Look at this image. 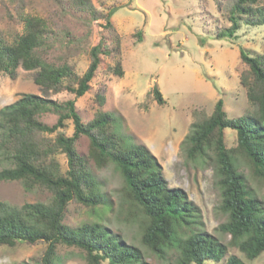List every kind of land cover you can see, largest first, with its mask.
I'll list each match as a JSON object with an SVG mask.
<instances>
[{
    "label": "trees",
    "instance_id": "1",
    "mask_svg": "<svg viewBox=\"0 0 264 264\" xmlns=\"http://www.w3.org/2000/svg\"><path fill=\"white\" fill-rule=\"evenodd\" d=\"M10 1L23 3V0ZM55 1L62 11L68 7L85 15L87 26L96 23L103 31L114 32L111 23L114 10L104 13L93 0H68L67 7L64 0ZM213 1L231 21L230 28L222 30L218 38L236 37L242 20L247 25L264 26V7L258 6L263 0ZM18 15L23 25L21 34L10 40L0 31V72L14 78L22 67L26 71H37L34 83L52 94L69 92L81 98L88 93L101 57L111 55L105 38L99 37L96 41L89 52V66L78 75L71 65V51L78 50L81 39L70 37L66 30L60 37L50 19L28 14L24 8ZM138 37L141 41L140 33ZM116 43L115 51H120V40L116 39ZM57 44L66 45L70 52L61 55L55 63L49 60L48 54ZM241 60L247 67L240 77L241 84L256 112L232 119L224 111L223 100H219L208 119L194 124L185 145L187 157L192 160L203 157L209 149L214 151L221 190L219 209L228 217L219 230L229 235L231 247L237 248L248 260H255L264 253V208L248 191L233 161L236 154L242 157L252 175L264 184V56H251L241 50ZM109 71L123 76L122 64L118 63ZM153 95L158 104L165 103L157 87L153 88ZM99 101L103 105L104 98L99 97ZM48 113L58 117L53 126L41 120V116ZM67 120L73 122L72 136L63 131ZM113 121L111 113L100 110L86 123L77 111L76 100L58 102L34 94H22L15 103L0 110L2 142L13 162V167L0 172V182L22 181L27 189L38 188L52 196L49 204H26L17 209L0 202V246L44 242L47 246L42 264H59L56 261L59 245L85 251L87 264H149L141 248L112 234L102 221L83 222L76 228L65 224L67 209L73 202L94 213L97 208L113 210V204L96 190L88 172V160L78 152L77 143L85 136L90 144L89 159L100 168L112 163L119 169L126 197L145 217L141 242L151 252L162 256L169 248L178 250L177 260L170 264H205L209 259L217 262L226 259L225 264H246L237 255L227 257L228 245L217 237L196 229L200 216L198 206L183 189L170 187L162 165L145 146L124 148L116 130H112ZM225 129L236 131L235 148L226 147ZM46 134H55V137H46ZM59 153L67 159L65 172L56 158ZM182 226L190 230L184 239L177 236Z\"/></svg>",
    "mask_w": 264,
    "mask_h": 264
},
{
    "label": "rangeland",
    "instance_id": "2",
    "mask_svg": "<svg viewBox=\"0 0 264 264\" xmlns=\"http://www.w3.org/2000/svg\"><path fill=\"white\" fill-rule=\"evenodd\" d=\"M66 1L65 7L68 6ZM93 1L104 13L115 11L111 18L114 32L103 31L96 23L87 26L85 15L68 10V7L62 11L55 0H23V3L0 0V31L10 40L23 32L18 15L23 8L28 14L50 19L60 37L66 30L70 37L80 38L78 50L71 51V65L78 75L89 66V52L99 37L105 38L111 52L110 56L101 57L91 89L81 98L69 92L52 94L37 86L34 83L37 71L20 67L14 78L0 72V110L15 103L22 94H34L58 102L76 100L77 111L86 123L94 119L97 111L111 113L114 116L112 130H116L123 147L145 146L162 165L170 187L183 189L190 201L198 206L200 216L196 229L206 231L228 245L227 257L237 255L246 264H264V253L255 260H248L237 248L229 245V235L219 230L228 217L219 209L221 190L215 172L214 151L209 149L203 157L192 160L187 157L185 145L194 124L208 119L219 100H223L224 111L232 119L256 112L241 84L240 77L247 68L241 60V50L251 56H264V26L247 25L242 20L236 37L218 38L222 30L230 28L231 21L213 0ZM258 6L263 8L264 0ZM116 39L120 40V51H115ZM65 46L57 44L48 54L49 60L58 63L61 55L70 52ZM118 63L122 64V77L109 71ZM155 87L163 95V105L154 99ZM98 96L104 98L103 105ZM57 119L50 113L41 116L49 126L56 124ZM65 124L63 131L72 136V120ZM2 137L0 132V172L13 167ZM46 137L54 138L55 134H46ZM224 141L227 148H235L236 131L225 129ZM89 148V139L81 137L77 143L78 152L88 160V172L95 181L96 190L105 201L113 204V210L97 208L94 213L73 202L67 209L65 224L76 228L83 222L102 221L112 234L141 248L147 263L175 262L178 250L169 248L158 256L142 244L145 217L126 197L119 169L112 163L98 167L88 158ZM56 158L65 172L66 157L59 153ZM233 164L243 176L248 191L264 208V184L252 175L249 164L239 155L234 156ZM51 201L50 193L38 188L27 189L22 181L0 182V202L10 209ZM189 233L190 230L182 226L178 228L177 236L184 239ZM46 246L44 242H19L13 247L1 245L0 264H42ZM56 261L59 264H87L85 251L66 245L58 246ZM225 263L226 259L205 262Z\"/></svg>",
    "mask_w": 264,
    "mask_h": 264
}]
</instances>
